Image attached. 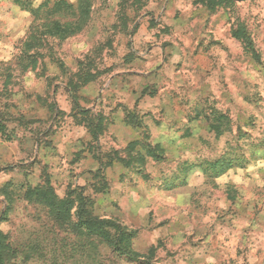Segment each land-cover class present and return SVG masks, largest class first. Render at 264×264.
<instances>
[{"label": "rangeland", "instance_id": "1", "mask_svg": "<svg viewBox=\"0 0 264 264\" xmlns=\"http://www.w3.org/2000/svg\"><path fill=\"white\" fill-rule=\"evenodd\" d=\"M60 1L0 0L5 264H264V0H90L81 30L58 39L45 26L76 19ZM130 143L159 145V159ZM217 161H230L219 177ZM99 168L107 187L94 193ZM46 180L135 231L138 260L98 240L91 251L25 201Z\"/></svg>", "mask_w": 264, "mask_h": 264}, {"label": "trees", "instance_id": "2", "mask_svg": "<svg viewBox=\"0 0 264 264\" xmlns=\"http://www.w3.org/2000/svg\"><path fill=\"white\" fill-rule=\"evenodd\" d=\"M210 2H214L213 5H227L231 6L234 0H209ZM90 0H76L75 8L68 4L65 0L60 1L54 4L53 8L60 9L67 13L73 14L76 17L74 22H65L61 23L59 21H54L45 26L44 34L57 37L58 39H66L75 33L81 30L82 22L85 21L90 13ZM211 8L214 6H210ZM62 8V9H61ZM232 37L239 40L241 44L244 46L245 51L250 55L251 59L259 63V55L254 47V44L251 40V37L246 32V29L243 25H238L234 30H232ZM85 76V75H84ZM92 78L82 80L80 85L86 84V82L90 81ZM86 115V113H85ZM216 118L221 120L220 115ZM95 124L93 121L88 119V125L92 127H100L101 119L95 118ZM216 136H221V132L219 128L215 125L212 127ZM97 133H93L94 139L97 138ZM96 140V139H95ZM135 147L139 146V156L141 160L145 158H150L153 160H158L159 155V145L151 146L149 144L143 143L139 145L138 143H130V146L127 147L128 151L134 150ZM136 150V149H135ZM119 161L124 162L123 158L118 157ZM111 163V162H109ZM106 165L107 167L110 164ZM230 166V161L227 163L224 162H216L213 164V175L215 177H219L222 175ZM191 167H187L188 172ZM100 168L94 173L93 178L99 180L101 183L98 187H95L93 192L97 193L102 191V188H106V180L104 175L99 171ZM186 170V171H187ZM23 197L25 201L29 203L38 204L46 209L47 215L54 224L60 226L70 225L71 231L74 233H81L89 242L87 246L91 249V251H95L97 246L94 244V240H98L100 245H104L109 249L111 254L116 256L126 257L129 261H137L140 257L132 250V241L136 236V232L129 230L125 226H122L116 220L113 219H105L99 218L93 215L89 208L92 207V199L89 196H83L80 192L75 193L72 191L67 194L65 198L60 199L51 186L49 180H46L43 185H39L36 187H28L25 189L23 193ZM5 237L0 232V264H5L6 253L11 252L8 250V246L4 243ZM14 252V251H12Z\"/></svg>", "mask_w": 264, "mask_h": 264}]
</instances>
